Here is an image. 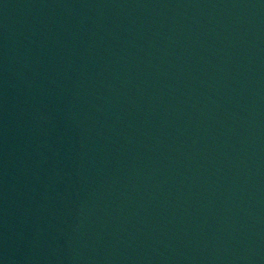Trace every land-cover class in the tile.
<instances>
[{
  "label": "water",
  "instance_id": "95a60500",
  "mask_svg": "<svg viewBox=\"0 0 264 264\" xmlns=\"http://www.w3.org/2000/svg\"><path fill=\"white\" fill-rule=\"evenodd\" d=\"M0 264H264V0H0Z\"/></svg>",
  "mask_w": 264,
  "mask_h": 264
}]
</instances>
